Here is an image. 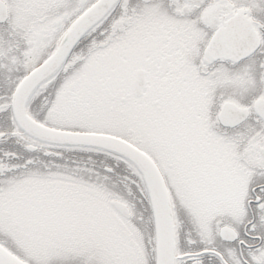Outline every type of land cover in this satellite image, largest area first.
Returning <instances> with one entry per match:
<instances>
[{"label":"snow or ice","instance_id":"1","mask_svg":"<svg viewBox=\"0 0 264 264\" xmlns=\"http://www.w3.org/2000/svg\"><path fill=\"white\" fill-rule=\"evenodd\" d=\"M0 264H264V0H0Z\"/></svg>","mask_w":264,"mask_h":264}]
</instances>
